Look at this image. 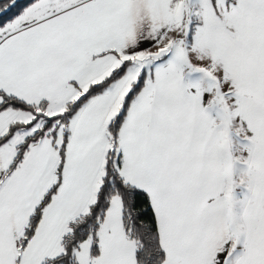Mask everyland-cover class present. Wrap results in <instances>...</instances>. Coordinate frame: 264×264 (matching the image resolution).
Listing matches in <instances>:
<instances>
[{"label": "snow or ice", "instance_id": "snow-or-ice-1", "mask_svg": "<svg viewBox=\"0 0 264 264\" xmlns=\"http://www.w3.org/2000/svg\"><path fill=\"white\" fill-rule=\"evenodd\" d=\"M0 264H264V0H0Z\"/></svg>", "mask_w": 264, "mask_h": 264}]
</instances>
